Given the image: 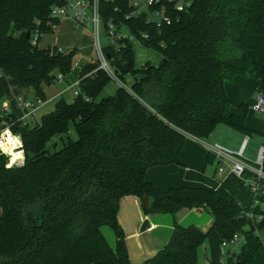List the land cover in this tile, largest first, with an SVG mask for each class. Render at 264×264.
I'll use <instances>...</instances> for the list:
<instances>
[{"label":"trees","instance_id":"1","mask_svg":"<svg viewBox=\"0 0 264 264\" xmlns=\"http://www.w3.org/2000/svg\"><path fill=\"white\" fill-rule=\"evenodd\" d=\"M63 4L0 0V105L10 101L7 119L26 152L22 167H7L0 153V264H134L118 220L120 201L128 195L148 197L146 215L171 214L176 220L183 209H200L213 216L208 231L176 220L169 242L141 264H200L205 242L209 264H220L223 243L235 235L245 242L228 252V264H264V195L245 206L215 188L161 190L146 177L151 167L179 164L188 136L205 140L221 124L247 136L255 132L246 124L247 103L227 113L225 83L250 76L264 91V0H192L161 24L149 22L146 13L128 17V0H102L105 26H128L166 62L137 67L133 43L118 40L104 48L115 78L92 58L79 72L72 102L62 97L40 122L25 123L18 97L47 101L44 87L70 74L80 51L39 46L43 34L56 32L61 19L51 12ZM127 75L134 77L130 87ZM114 79L121 82L117 92L98 100ZM72 124L78 139L68 137L63 148L48 150ZM215 159L209 151L206 165ZM106 226L116 233V248L103 232Z\"/></svg>","mask_w":264,"mask_h":264},{"label":"crops","instance_id":"2","mask_svg":"<svg viewBox=\"0 0 264 264\" xmlns=\"http://www.w3.org/2000/svg\"><path fill=\"white\" fill-rule=\"evenodd\" d=\"M76 29L77 28H75L74 21L71 18L61 19L60 24L57 26L56 33H54L56 35L55 37L56 39L53 40L52 44H48L46 47L48 46H58L60 48L78 47L79 50L81 51V47H82L81 44L83 41L81 35L76 32ZM76 81H78V79L69 82L66 79V76L64 77L63 80H61V82L67 83V88L64 90L54 91L55 94L53 96L54 97L53 99L55 101V104L60 98L62 97L65 98L67 92L72 90L70 87ZM119 83L121 82L119 81ZM119 86L110 89L108 93H105L104 91L107 89H104L103 92L100 94L98 100L104 97L114 95L117 92ZM225 87L228 98L230 99L231 102L227 106L226 111L228 114L232 113L235 110L234 105L247 103L250 107L255 101V97L258 90H260L258 86V81L256 79L243 75H237L234 78L227 80L225 83ZM53 99L48 98L47 101L49 100L53 101ZM73 100L74 98L71 101L68 100L67 101L72 102ZM43 107H46V104L41 108H39L38 111L43 109ZM43 115L44 114H42V116ZM246 124L250 128L254 129L255 132L262 134L264 136V113L250 111L246 120ZM68 134L57 135L54 138H60L61 140H64L68 136ZM54 144L55 146H57L56 142ZM208 152L209 150L207 149V147L204 146L199 139L193 136H188L185 146L179 154V162H180L179 164H169V165H160V166L151 167L147 171L146 177L149 181L153 182L161 190H168L171 187H181V186H203V187L215 188L225 198L227 199L236 198L240 203H242L245 206L253 205L255 200L251 202H245V200H241L239 189L234 188L233 190H231L226 185V182H224L223 186L231 190L232 193L231 194L232 196L230 198L226 197L221 192V190H219L218 184H215L213 180H211L205 175L206 159ZM216 174H217V170H216ZM229 177L234 178V176L232 175H229ZM128 196L129 197L132 196L133 199H127L129 198ZM128 196H124L121 199V205H123L124 202L125 204L129 202L124 200H130L134 203L135 209L139 208L140 197L134 195H128ZM199 212L203 213L208 211L200 210V209H183L176 216V220L184 226H188L186 225V222L190 221L191 219H193V222L195 221V223L198 222L202 223L201 221L204 218L202 216H199ZM120 216H121V212L119 214V217ZM144 219H146V221H149L150 226L145 231H142L140 230V226L144 221ZM176 220L171 214L145 215L142 212L139 213L136 209V211L134 212V216L132 218L131 226L130 228H128L127 222H125L124 219H122L121 217L120 220L121 224L127 229L126 232L128 235V240H127L128 250L132 262L134 264L135 263L141 264L144 261L152 258L160 249H162L168 243L173 233L174 224ZM193 222L190 221L189 223L193 224ZM198 225L201 224L198 223ZM108 228L110 227L107 226L104 227L103 232L106 238L108 239V241L110 242V245L113 247V245H115L117 242V237L115 235L116 239L114 242V236L109 235ZM131 239H133L134 241H131ZM114 248H116V245Z\"/></svg>","mask_w":264,"mask_h":264},{"label":"built area","instance_id":"3","mask_svg":"<svg viewBox=\"0 0 264 264\" xmlns=\"http://www.w3.org/2000/svg\"><path fill=\"white\" fill-rule=\"evenodd\" d=\"M63 5H56L52 8L51 15L55 18H71L74 21L75 28L91 27L94 37L95 45L98 51V59L100 67L108 71L114 78V73L104 52L105 46L101 42L100 27L103 22L100 15V3L102 0H63ZM113 1V0H104ZM129 4L133 7V11L128 17L141 15L146 13L149 22L170 23L172 11H183L189 8L192 0H128ZM165 1V0H164ZM172 4L169 6L168 4ZM105 35L109 40L108 45H118V40L129 39L132 43L136 39L141 40L129 29L128 26L121 28L110 21L107 26L104 24ZM127 30V32L124 31ZM143 37L147 38L148 34L144 33ZM38 35L36 34L33 42L36 43ZM78 65V62L76 63ZM60 81L64 79L63 75L59 76ZM118 81V80H117ZM79 81H76L70 88L74 90L75 96L78 94ZM45 101L40 98H30L20 96L17 99L18 107L23 112L21 121L25 123L36 124L38 121L35 119V113L43 105ZM253 112L264 113V91L258 90L254 103L250 106ZM13 113V107L9 100H4L0 105V153L7 156V167H22L26 162V152L24 143L20 134L15 133L12 124L7 117ZM250 140L246 136L245 141L238 152H234L224 146L220 145H206L215 157L229 168V175L239 178L242 185L248 187L254 195V200H257L260 195H264V146L261 147L259 157L256 165L244 157L247 144ZM201 141V140H200ZM204 144V143H203ZM205 145V144H204ZM17 154H20L17 156ZM246 172H250L246 176ZM226 169L224 165L217 168L218 175H224ZM248 215L253 218V214L248 212ZM261 218V217H260ZM239 235H235L231 242L223 243V257L220 264H228L227 256L229 251H234L233 248L226 249L229 244H235Z\"/></svg>","mask_w":264,"mask_h":264},{"label":"rangeland","instance_id":"4","mask_svg":"<svg viewBox=\"0 0 264 264\" xmlns=\"http://www.w3.org/2000/svg\"><path fill=\"white\" fill-rule=\"evenodd\" d=\"M62 19H64V18H62ZM124 31L127 32V30H125V29H124ZM76 32L81 35L83 42L81 44V46H82L81 51H79L77 53V55L75 56V59H74L75 64L73 66L71 73L66 75V79L69 82H72V81L77 80L79 78V72H80L81 68L83 66H85L92 58H98V51H97V47L95 45V37H94L93 31H92V28L91 27L77 28ZM100 32H101L102 45L107 46L109 43V40L105 35V29H104L103 22L101 23ZM55 37H56V35L54 33L53 34H43L41 36L40 41H39V46L40 47H46L48 44H52L53 40L56 39ZM133 46H134V50H135V63H136L137 67H141L147 61H151L153 64H159L163 59L162 55L159 52H157L156 50H154L150 47L143 45L140 41H138L136 39L133 40ZM76 62H78L79 65H76ZM248 77H250V76H248ZM133 81H134V77L132 75H127L125 86L130 87V85L132 84ZM120 84L121 83H119V81L114 79L107 85V87L105 88L107 90H105L104 92L108 93L110 89H113L114 87H118ZM66 88H67L66 82L58 81L56 83H53L50 86H45L44 91L46 93L47 99L48 98L53 99L54 98L53 96L55 94L54 91L64 90ZM33 96L34 95L31 94L30 98H33ZM74 97H75L74 90H70L65 95V98L68 101H71ZM45 104H46V107H43V109H41L39 111L37 110L35 113V119L38 122L41 121L42 114H46L48 112H51L55 107L54 99H53V101L52 100L47 101L46 103L41 105L40 108L42 106H44ZM254 114H256V113H254ZM246 136L247 135L229 127L228 125L221 124L220 126L217 127L215 132L209 138H207L205 140H201L200 142L202 144L204 143L205 144V145L203 144L204 146H206L207 144H209L207 146L220 145V146H224V147H226V148H228L234 152H238V150H240V148L242 147ZM68 137L73 139V140L78 139V134H77L73 124L70 127V131H69L68 136L64 140H61L60 138H54L50 143H48L47 149L50 150L51 152H54L55 150H59V149L63 148L65 143L68 142ZM249 137H250V140L247 144V148H246L244 157L249 159L254 165H256L258 157H259L260 149L264 144V136L262 134L257 133V132H253ZM55 142L57 143V146H55V144H54ZM220 165H224V167L226 169V173L224 175L216 174V170ZM205 175L208 178H210L211 180H213V182H215V184H218L219 190H221V192L226 197L230 198L232 196L231 190H233L234 188H238L240 196H241V200H245V202H251L254 200L253 199L254 195L251 192V190L248 187L242 185V182L239 178H237L235 176H234V178L229 177V168L225 164L220 162L217 158L215 160H213L212 162H209L206 165ZM227 179H229V180H227ZM224 182H226V185L231 190H229L228 188L223 186ZM127 199H133V198H132V196H130ZM124 201H129V202H127V204H125V202L123 203V201H122L123 205H121V201H120L119 214L121 212V216L120 217L118 216V220H119L121 227L125 231L126 241H127L128 240V235L126 232L127 229L121 224V221H120L121 217H122V219H124L125 222H127L128 228H130L132 218L134 216V212L136 211V209L139 213L142 212L143 214H145V211H144L143 201L141 198H140V206H139V208H136V209L134 208V203L132 201H130V200H124ZM1 213H2V207L0 205V214ZM199 216H202L204 218L201 221L202 223L198 222L201 225H198V223H195V221L193 222V219H191L190 221L193 222V224L195 226L202 229L203 231H208L209 228L213 224V216L211 214H209L208 212H203V213L199 212ZM197 217H198V215H197ZM145 221H146V219H144V221L142 222V224L140 226V230H142V227H143ZM190 221L186 222V225H189ZM108 230H109V235L114 236V242H115L116 233L114 232V230L111 227L108 228ZM131 241H134V240L131 239ZM244 242H245L244 236L239 235V238L236 241V243L232 244V245L229 244L228 246H226V249L233 248L234 251L237 252V251H239V249H241V246L244 244ZM115 245H113V248L115 247ZM127 245H128V243H127ZM210 258H211L210 246H209L208 242H205L199 248L198 261L200 264H209Z\"/></svg>","mask_w":264,"mask_h":264},{"label":"water","instance_id":"5","mask_svg":"<svg viewBox=\"0 0 264 264\" xmlns=\"http://www.w3.org/2000/svg\"><path fill=\"white\" fill-rule=\"evenodd\" d=\"M28 37H30V32L27 34ZM166 62V59H163L159 65L162 66L164 63ZM143 206L144 208H146L148 206V197H144L143 198ZM150 226L149 221H145L143 227H142V231H145L148 227Z\"/></svg>","mask_w":264,"mask_h":264},{"label":"bare ground","instance_id":"6","mask_svg":"<svg viewBox=\"0 0 264 264\" xmlns=\"http://www.w3.org/2000/svg\"><path fill=\"white\" fill-rule=\"evenodd\" d=\"M20 154H17V156H19Z\"/></svg>","mask_w":264,"mask_h":264}]
</instances>
